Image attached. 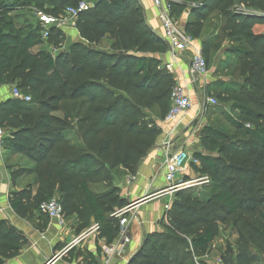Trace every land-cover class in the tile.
<instances>
[{"label": "trees", "instance_id": "obj_1", "mask_svg": "<svg viewBox=\"0 0 264 264\" xmlns=\"http://www.w3.org/2000/svg\"><path fill=\"white\" fill-rule=\"evenodd\" d=\"M88 1L90 8L76 20L79 41L64 51L62 32L51 30L47 43L58 50L53 56L43 48L32 52L43 43L40 26L18 28L12 14L31 7L57 17L69 1L0 0V86L30 97L29 103L0 104V129H8L0 149L33 165L6 169L13 213L24 219L57 197L64 217L76 218L78 233L98 224L97 239L110 245L119 233L112 214L127 207L116 177L121 170L133 175L154 147L175 82L155 57L168 46L147 27L136 0ZM187 8L194 20L184 31L193 40L213 26L228 42L221 68L229 82L220 83L215 106L225 125L204 126L201 151L192 155L194 170L208 183L175 192L164 231L145 236L127 264H206L221 227L236 236L233 246H224L221 264H264V0H172L173 18ZM202 50L207 64L209 47ZM65 103L70 109L63 124L53 114ZM66 125L75 126V143L67 140ZM26 175L34 177L32 183L15 191ZM41 217L44 230L48 218ZM26 244L21 232L0 219V264L18 257ZM89 261L97 264L91 255Z\"/></svg>", "mask_w": 264, "mask_h": 264}, {"label": "crops", "instance_id": "obj_2", "mask_svg": "<svg viewBox=\"0 0 264 264\" xmlns=\"http://www.w3.org/2000/svg\"><path fill=\"white\" fill-rule=\"evenodd\" d=\"M143 9L144 20L147 27L153 32L156 37L162 39V28L159 19V11L155 7L153 0H136ZM173 21L184 30L186 24L193 21L190 9H185L181 16L175 20L171 14ZM40 26L38 18H36ZM207 29L204 30V32ZM206 35L203 32L200 39L194 40V46L203 54V46L209 47L208 64L212 52L220 53L217 63L208 70V77L205 80L191 83L189 77V59L190 54H170L169 50L165 54L155 55L157 59L162 62V65H171L170 74L174 78L175 85L185 87L191 102L194 106L189 112L181 116L176 122L173 123H158L161 133L155 140L154 147L149 153L139 162L135 173L132 175L134 181L127 185V180L130 175L125 177V186L120 190V196L126 200L128 205L139 201L145 197L151 196L152 198L145 203L131 209L128 219V230L131 235V244L124 250L121 256H112L110 264H127L133 255L140 248V244L145 238V235L161 233L163 226L166 224L164 216L166 213L165 206L171 205V197L174 193H162L167 188L164 179V168L166 156L168 152L184 150L193 155L195 152H200L199 147L193 150L191 140L188 139L193 131V125L198 119L202 120L208 108L205 107V101L200 103L204 96L206 98L216 99V94L222 89L221 84L229 82V77L225 76V70H222L221 63L225 61L224 51L228 46V42L224 37L222 38L220 27L216 29L211 26ZM65 43L68 46L73 42L80 40L77 30H67L62 32ZM221 37L222 44H216ZM163 40V39H162ZM43 44L36 46L32 52L37 53L42 49ZM52 48L51 46L47 49ZM208 67V66H207ZM220 69V71H218ZM232 69V67H231ZM234 69V67H233ZM13 87L11 85L0 86V104L11 98ZM211 96V97H209ZM198 125V124H197ZM198 127V126H197ZM23 159L19 155L6 156L0 149V219L7 220L14 228L21 232L27 239V244L22 249L21 254L7 261L6 264H47L53 257H57L54 264H88L89 256L97 264H103L105 254L102 250L105 245L103 241L97 239L98 233L80 239L76 244L73 242L80 238L84 231L78 233L77 220L74 217H68L67 220H72L74 224L67 225L65 220L64 226H59L56 221L48 219V224L44 230H40L42 224L41 214L38 212H29L26 218H20L13 213L7 203L8 195L13 191V185L9 178V174L5 168L7 162L14 163L15 160ZM21 162V160H20ZM25 166V165H24ZM28 168V167H27ZM32 168V167H29ZM199 174L196 173L194 167L188 162L183 165L182 181L194 180L198 178ZM23 187H14L15 191H21ZM37 186H33L35 193ZM55 199V198H54ZM58 199V198H57ZM47 218V217H46ZM94 223H91L92 226ZM87 230V229H86ZM233 241L229 242L232 246L234 244L235 235H232ZM116 240L110 244L115 245ZM97 248L100 249L97 255ZM72 252L70 256L69 253Z\"/></svg>", "mask_w": 264, "mask_h": 264}, {"label": "built area", "instance_id": "obj_3", "mask_svg": "<svg viewBox=\"0 0 264 264\" xmlns=\"http://www.w3.org/2000/svg\"><path fill=\"white\" fill-rule=\"evenodd\" d=\"M155 7L159 11V19L162 28V39L166 42L170 54L189 53V77L191 83H196L205 80L208 77V67L202 57L200 50L194 46V40L191 36L180 28L171 17L172 0H153ZM191 7H195L194 5ZM90 6L84 2L78 3L76 7H68L64 13L54 17L45 15L41 12H35L36 17L40 22V36L43 42H47L52 29L65 32L67 30H76V20L80 13L86 12ZM51 55H55L58 50L50 48L48 50ZM171 65L165 66V69L170 73ZM11 98L22 103H29L30 97L23 95L19 90L13 89ZM217 106V101L214 98H206L205 107L213 108ZM192 108V102L185 87L175 85L170 93L169 111L163 119L162 123L176 122L181 116L186 114ZM3 137V132L0 129V144ZM189 163L193 167L198 166V161L191 154L184 150L168 152L166 156L164 179L167 188L162 193H175L180 190H188L195 187H201L208 183V178L205 176L198 177L195 180L182 181L180 178L183 174V165ZM134 181L132 175L127 180V185ZM170 206H165L166 211ZM38 211L50 220L57 222L59 226L65 225V218L62 206L56 199H51L39 205ZM130 210L128 207L122 210H116L112 216L119 221V233L116 238L115 245H109L102 248L105 254L103 264H110L112 256H121L124 250L131 244V235L128 230V220L125 216ZM99 225L93 224L80 238L76 239L73 244H76L80 239H84L99 232ZM197 264V263H196Z\"/></svg>", "mask_w": 264, "mask_h": 264}, {"label": "rangeland", "instance_id": "obj_4", "mask_svg": "<svg viewBox=\"0 0 264 264\" xmlns=\"http://www.w3.org/2000/svg\"><path fill=\"white\" fill-rule=\"evenodd\" d=\"M2 1L5 2V1H11V0H2ZM68 1H69V3L64 5L65 8L71 6V5L75 4V3H80V2H85L88 6H91V3L88 0H68ZM47 13H48V11H47ZM47 13H44V14L47 15ZM12 15L13 16H17L16 26L18 28L23 27L25 29H29V28L33 29L34 27H36V25H39L38 21L36 19L37 17L35 15V12H34V10L31 7L30 8L25 7L24 9H18L17 11H14ZM208 32H210L209 29H207L204 32L205 35ZM220 36H222V35H220ZM220 36H219L218 42L216 43V44H219V45L222 44V40H223V39H221ZM222 38H223V36H222ZM44 43H46V44H43L42 48L47 50L51 46V42H49V43L44 42ZM68 43L69 42L65 43V40H64V43L62 45V50H64V51L67 50ZM219 57H220V53L216 54V52H212V55H211V58H210V64H208V70L209 71H210L211 67L214 65V63L215 62L217 63V61L219 60ZM227 74L228 75L232 74V69ZM12 87L13 88L11 90H13L15 88L14 86H12ZM206 97H208V95L204 96V98L200 101V103H203L205 101ZM209 97H211V96H209ZM212 98H214V97L212 96ZM192 106H194V103H192ZM68 108L70 109V106L67 105V103L63 104L62 105V110L60 112L54 113L53 116L57 120L64 122L63 124H66L67 122L63 121V120H64L65 112L67 111ZM215 108L216 107L208 108L206 110L204 118L202 120L198 119L199 122L196 121V123H194L193 131L191 132V135H189V138H188V139L191 140V144L193 145V150H196L198 148L199 135H200V132L202 131V128L204 126H206L208 124H214L215 122H217L218 125H225L224 119L220 118V116L218 115L219 112ZM7 131H8V129H3L2 130L3 134H6ZM63 132H65L67 134L66 137H67V140L69 141V143H75L76 142L75 139H74V133L76 132V128H75L74 125H70V126L66 125V128L64 129ZM77 141L80 142L79 139ZM60 150H61V148H60ZM17 158H19V157H17ZM20 160H21V162H20ZM20 160L19 161L15 160L14 163H10V165H9V162H7L5 164V168L7 169V167H10L11 171H17L20 168L33 167V165L31 163H28L26 161V159L23 158V159H20ZM127 176H128V174H126L124 171L121 170L120 174L116 177V181H117L116 185H118L120 190L122 188H124V186H125V183H124L125 182V177H127ZM195 179H197V178H194V180ZM33 180H34V177L32 175H26L22 179H19L15 186H17L18 188L19 187H23L24 188L27 184L32 183ZM199 188L200 187H195V189H199ZM94 191L96 193L97 192H102L103 191V185L97 187L96 189H94ZM55 199L57 200V197H55ZM173 200H174V194H172V197H171V200H170L171 204H172ZM64 218H65V220H67L66 216ZM126 218H127V220L129 219V213H127ZM72 219H74V218H72ZM66 224L69 226L71 224H74V222L70 219V220H67ZM163 231H164V229H162L161 233ZM157 234H160V233H157ZM232 235H235V233H234V231L231 230V228L221 227L220 235L214 241V243L212 245V248H211V252H210L209 256L205 259L206 264H221L220 257L223 254L224 246L226 244H229V242L233 241ZM145 236H148V235H145ZM235 239H236V236H235ZM141 244H142V242H141Z\"/></svg>", "mask_w": 264, "mask_h": 264}, {"label": "water", "instance_id": "obj_5", "mask_svg": "<svg viewBox=\"0 0 264 264\" xmlns=\"http://www.w3.org/2000/svg\"><path fill=\"white\" fill-rule=\"evenodd\" d=\"M151 198H152L151 196H148V197H145V198H143V199H141L139 201H136V202L128 205V209L131 210L134 207L139 206L140 204L147 202ZM56 261H57V257H53L47 264H54Z\"/></svg>", "mask_w": 264, "mask_h": 264}]
</instances>
